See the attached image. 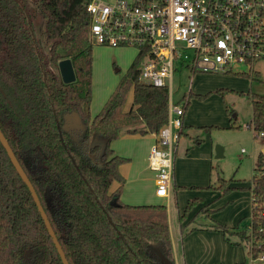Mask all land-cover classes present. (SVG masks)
I'll return each instance as SVG.
<instances>
[{
    "label": "trees",
    "instance_id": "obj_1",
    "mask_svg": "<svg viewBox=\"0 0 264 264\" xmlns=\"http://www.w3.org/2000/svg\"><path fill=\"white\" fill-rule=\"evenodd\" d=\"M89 3L0 0V129L32 182L69 264H161L158 250L175 262L167 206L122 202L127 180L121 167L130 160L112 148L124 131L161 132L169 121V90L141 80L138 57L93 117ZM38 23H43L42 39ZM63 60L72 61L74 83L60 79L58 65ZM131 92L132 104L126 109ZM246 95L252 100L253 130L264 139V93L250 90ZM206 97L185 95V111L191 99ZM74 112L87 128L82 144L107 142L99 162L91 158L98 148L89 154L63 131L64 116ZM186 130L183 125L180 135H187ZM255 172L248 231L214 228L228 243L236 235L249 245L252 259L264 256V153L258 156ZM219 181L216 189L224 195L234 190L230 181ZM196 203L189 204L181 222ZM0 264H63L30 189L1 141Z\"/></svg>",
    "mask_w": 264,
    "mask_h": 264
},
{
    "label": "built area",
    "instance_id": "obj_2",
    "mask_svg": "<svg viewBox=\"0 0 264 264\" xmlns=\"http://www.w3.org/2000/svg\"><path fill=\"white\" fill-rule=\"evenodd\" d=\"M88 12L92 46L136 49L141 80L169 90V121L155 134L148 158L156 196L168 199L186 113L173 102L175 74L185 67L190 78L238 74L257 81V66L264 63V0H90ZM256 262L264 263V256Z\"/></svg>",
    "mask_w": 264,
    "mask_h": 264
},
{
    "label": "rangeland",
    "instance_id": "obj_3",
    "mask_svg": "<svg viewBox=\"0 0 264 264\" xmlns=\"http://www.w3.org/2000/svg\"><path fill=\"white\" fill-rule=\"evenodd\" d=\"M37 30L39 38L42 39L43 23L37 24ZM137 55L138 51L134 48L94 47L93 115L105 106L111 91H114L127 75ZM179 65L177 64V67ZM257 67L260 72L259 80L252 83L247 76L238 74L200 73L190 78L185 67H180V71L175 74V104L184 106L186 101H183V97L188 96L190 92L207 97L203 100L191 99L184 122L192 128L186 126L187 135L181 136L176 145L175 181L171 198L157 197L158 200L155 201L158 202H154L167 206L174 232H179L180 216L185 213L191 202L197 200L188 210V216L199 209L202 204L199 194L201 192H212L215 197V202L211 204L215 210L212 214L214 220L210 219L211 222L234 227L233 218L240 213L239 228L241 231H248L252 219V189L254 177L257 175L256 163L258 156L264 153V139L256 137L253 127L248 128L253 123V108L252 100L246 94L249 90L256 95L264 93V63ZM231 83H235L237 91L228 89ZM131 104L132 92L129 94L127 105ZM196 140H200L201 144H197ZM221 148L223 157L217 158V150ZM148 169L150 170L149 163ZM220 178L230 181L235 189L227 195H223L219 189H214L220 185ZM210 185L213 188H210ZM125 187L129 195H132L133 183L129 180ZM146 190L151 192L150 187ZM203 222H209V218L200 214L194 226ZM245 261L244 259L243 262ZM250 263L251 261L248 264Z\"/></svg>",
    "mask_w": 264,
    "mask_h": 264
},
{
    "label": "crops",
    "instance_id": "obj_4",
    "mask_svg": "<svg viewBox=\"0 0 264 264\" xmlns=\"http://www.w3.org/2000/svg\"><path fill=\"white\" fill-rule=\"evenodd\" d=\"M229 88L235 91L238 90L237 89L238 87L235 85V83H231V86H229L228 89ZM93 93H94V78H93ZM112 93L113 91H111L109 96H111ZM198 95H202V94H198ZM196 101H194V104H196ZM130 107L131 106L127 105L126 109ZM99 110L101 111L102 109ZM93 113L94 112H92V114ZM98 114L99 113L93 115V117H96ZM185 118H187L186 113L184 119ZM184 126L185 127L188 126L192 128V126L188 125L187 122L186 125L184 122ZM120 138H121L120 140H118L117 142H115V144L112 145V148L114 149L117 155L123 156L124 158L130 160L129 163L121 167V174L125 177V179H128L127 182L130 180V183H133V187H134L133 194L129 195V191L124 186L125 188L123 190V194L121 198L122 202L130 205H156L154 202H158L155 201L156 199L158 200V198L155 193L157 189L155 174L148 169V158H149L150 149L151 146L156 141L155 134H147V135L141 133L133 134V133H129V131H124ZM98 152L96 151V153ZM96 153H94V155ZM174 181H175V176L173 177V182ZM176 182H177V178H176ZM148 187L151 188V192L149 193L146 190ZM231 187L233 186L231 185ZM117 188H118V184H114L112 190H116ZM173 188L174 186L172 183L171 193L173 191ZM184 188H188V187H184ZM216 188L217 187H214V189ZM171 193H170V198L172 195ZM220 193L223 194L222 192ZM199 194L201 196L202 204L199 206V209L198 208L196 209L197 211L195 213H192L191 215L189 216L187 215L185 217L184 221L181 222L179 232L173 231V227L171 225V216L170 213L168 212L175 264H242V263L248 264L250 261L252 262L249 245L242 242L241 239L236 235L230 236L229 238L230 243H228L223 233L214 229L216 225H222V224L211 222L210 219H213L212 217L213 213L211 215H207L204 212H202L203 209H206V211H212V212L215 211L213 209V205L211 207L212 202H215L214 200L215 197L213 196L212 192H201ZM252 199H253V193H252ZM252 204H253V200H252ZM200 214H203L207 218H209V222L199 223L198 225L194 226L195 221ZM183 215H181L180 217H182ZM240 216L241 214L238 213L233 218L234 227H230L229 225H223V226H228L229 228L232 229V232L241 231L239 228ZM244 259L247 262L246 261L243 262Z\"/></svg>",
    "mask_w": 264,
    "mask_h": 264
},
{
    "label": "water",
    "instance_id": "obj_5",
    "mask_svg": "<svg viewBox=\"0 0 264 264\" xmlns=\"http://www.w3.org/2000/svg\"><path fill=\"white\" fill-rule=\"evenodd\" d=\"M58 70H59V75H60V79L62 80V82L64 84H71L74 83L76 81V74H75V70L72 64L71 60H63L59 63L58 65ZM86 126L85 124L82 122L80 116L78 113L74 112V113H70L64 116V125H63V131L68 133L71 138L73 139V141L78 144L79 146H84V150L85 152H88L89 154H91V151L93 149H100L99 153L96 155H91V158L95 161V162H99L101 160V157L104 155V151L106 148V144L107 142L104 140H100V139H95L92 143H87V144H82V136L84 134V132L86 131ZM0 141L2 143V145L4 146L11 162L13 163L14 167L16 168L17 172L19 173V175L21 176V178L23 179V181L25 182V184L28 186V188L30 189L32 196L35 200V203L39 209V212L45 222V225L49 231V234L51 236V238L53 239V242L58 250V253L63 261V264H69L67 257L62 249V246L53 230V227L50 223V220L48 218V215L46 213V211L44 210L41 201L36 193V190L32 184V182L30 181V179L28 178L27 174L25 173L23 167L21 166L20 162L18 161L15 153L13 152L8 140L6 139V137L4 136V134L2 133L1 129H0ZM223 157V149H218L217 150V158H222ZM158 260L161 264H175V262L170 261L160 250H158L156 252Z\"/></svg>",
    "mask_w": 264,
    "mask_h": 264
},
{
    "label": "flooded vegetation",
    "instance_id": "obj_6",
    "mask_svg": "<svg viewBox=\"0 0 264 264\" xmlns=\"http://www.w3.org/2000/svg\"><path fill=\"white\" fill-rule=\"evenodd\" d=\"M36 15H37V17L39 16L38 12L36 13ZM99 151H100V150H99ZM98 153H99V152H98ZM98 153H96V154H98ZM96 154H95V155H96ZM92 155H93V154H92ZM93 156H94V155H93Z\"/></svg>",
    "mask_w": 264,
    "mask_h": 264
}]
</instances>
